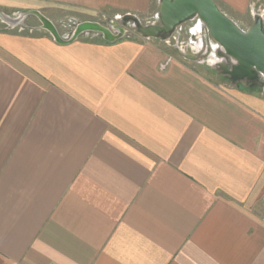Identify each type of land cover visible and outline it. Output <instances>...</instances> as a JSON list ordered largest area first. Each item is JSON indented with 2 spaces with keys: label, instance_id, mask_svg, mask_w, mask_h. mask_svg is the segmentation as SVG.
Masks as SVG:
<instances>
[{
  "label": "crops",
  "instance_id": "crops-1",
  "mask_svg": "<svg viewBox=\"0 0 264 264\" xmlns=\"http://www.w3.org/2000/svg\"><path fill=\"white\" fill-rule=\"evenodd\" d=\"M161 2L0 10L107 23L161 20ZM170 47L0 25V264H264V92L227 89Z\"/></svg>",
  "mask_w": 264,
  "mask_h": 264
},
{
  "label": "water",
  "instance_id": "water-1",
  "mask_svg": "<svg viewBox=\"0 0 264 264\" xmlns=\"http://www.w3.org/2000/svg\"><path fill=\"white\" fill-rule=\"evenodd\" d=\"M29 16H35L41 23L39 27L49 32L61 45L73 43L87 33L100 34L110 43L133 35L125 25L116 20L108 23L85 20L79 22L69 36H64L55 22L39 10H28L17 16L0 10L2 20L12 27L23 24ZM160 16L162 25L140 26L139 32L146 38L165 37L162 33H169L178 24L198 16L207 24L225 56L234 60L235 63L229 70L232 77H251L256 74L264 80V30L259 21L249 31H243L214 0H162Z\"/></svg>",
  "mask_w": 264,
  "mask_h": 264
},
{
  "label": "rangeland",
  "instance_id": "rangeland-1",
  "mask_svg": "<svg viewBox=\"0 0 264 264\" xmlns=\"http://www.w3.org/2000/svg\"><path fill=\"white\" fill-rule=\"evenodd\" d=\"M255 15H252L250 12L246 15L240 17L231 18L243 31H249L256 22H260L264 30V13L261 9V6L258 5L255 8ZM62 14V13H61ZM60 15V14H59ZM14 16V15H11ZM229 17V16H228ZM53 19L56 21L57 27L62 31L64 36H69L76 25L79 23L78 20L73 19L72 17L66 15L65 18H60L56 15H53ZM120 22V21H119ZM108 23V22H107ZM162 22L159 17L147 16L141 18H126L121 20L120 24L125 25L133 35L146 38L139 32L140 26H150L154 24L160 25ZM5 25L6 23L0 17V25ZM202 20L195 16L192 19H188L177 26L169 32L162 33L165 34V37L160 36L152 39L163 40L166 44L169 41L170 53L186 61L190 67L206 75L216 83L222 85L223 87L230 90H242L245 92H264V86H249L247 83L237 82L238 79H231L230 69L225 71L223 68H219V64H226L227 59L222 47L218 44L212 36L208 38V43L206 44L203 41L205 36V28L202 25ZM7 25V24H6ZM41 25L40 21L35 17L31 16L25 20L23 24L14 26L13 28L17 31H32L34 27H39ZM150 39V38H147ZM178 40V41H177ZM176 42H183L182 49L178 48ZM258 78V82L263 83V78L260 75H253Z\"/></svg>",
  "mask_w": 264,
  "mask_h": 264
},
{
  "label": "flooded vegetation",
  "instance_id": "flooded-vegetation-1",
  "mask_svg": "<svg viewBox=\"0 0 264 264\" xmlns=\"http://www.w3.org/2000/svg\"><path fill=\"white\" fill-rule=\"evenodd\" d=\"M203 24H204L205 31L207 32V36L211 37L212 35H211L210 30H209V27L204 22H203ZM212 38H213V36H212ZM226 59H227V62L225 65H223V63H220L218 66L219 68H223L225 71H227L228 69H232V66L235 63L234 60L228 56L226 57ZM233 78L238 79V80H236L237 82L247 83L249 86H257V85L258 86L260 85L262 87L264 86L263 83L258 82V78H256L255 76L249 77V76L245 75V76H239V77H231V79H233Z\"/></svg>",
  "mask_w": 264,
  "mask_h": 264
},
{
  "label": "built area",
  "instance_id": "built-area-1",
  "mask_svg": "<svg viewBox=\"0 0 264 264\" xmlns=\"http://www.w3.org/2000/svg\"><path fill=\"white\" fill-rule=\"evenodd\" d=\"M178 41V40H177ZM169 44V41L167 42ZM176 45L178 46V48L182 49L184 48L182 45H183V42H181L179 44V42H176ZM171 61H172V57L170 56L169 58H167L166 60H164L161 64H160V68L161 70H166L168 68V66L171 64Z\"/></svg>",
  "mask_w": 264,
  "mask_h": 264
}]
</instances>
